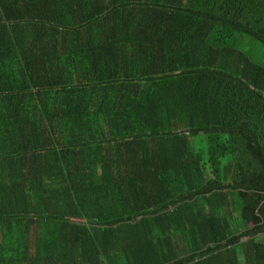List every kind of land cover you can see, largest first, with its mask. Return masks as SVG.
I'll return each instance as SVG.
<instances>
[{"label": "trees", "instance_id": "trees-1", "mask_svg": "<svg viewBox=\"0 0 264 264\" xmlns=\"http://www.w3.org/2000/svg\"><path fill=\"white\" fill-rule=\"evenodd\" d=\"M0 264H264V0H0Z\"/></svg>", "mask_w": 264, "mask_h": 264}]
</instances>
